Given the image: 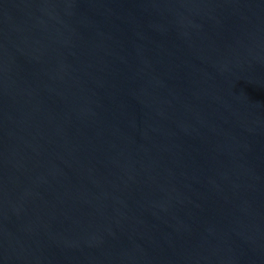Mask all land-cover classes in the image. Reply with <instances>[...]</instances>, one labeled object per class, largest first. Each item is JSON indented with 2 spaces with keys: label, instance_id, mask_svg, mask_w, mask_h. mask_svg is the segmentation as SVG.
<instances>
[{
  "label": "water",
  "instance_id": "obj_1",
  "mask_svg": "<svg viewBox=\"0 0 264 264\" xmlns=\"http://www.w3.org/2000/svg\"><path fill=\"white\" fill-rule=\"evenodd\" d=\"M0 264H264V0H0Z\"/></svg>",
  "mask_w": 264,
  "mask_h": 264
}]
</instances>
